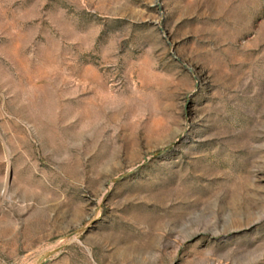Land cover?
<instances>
[{
  "label": "rangeland",
  "instance_id": "1",
  "mask_svg": "<svg viewBox=\"0 0 264 264\" xmlns=\"http://www.w3.org/2000/svg\"><path fill=\"white\" fill-rule=\"evenodd\" d=\"M0 264H264V0H0Z\"/></svg>",
  "mask_w": 264,
  "mask_h": 264
}]
</instances>
